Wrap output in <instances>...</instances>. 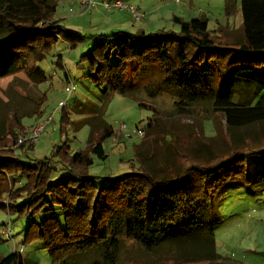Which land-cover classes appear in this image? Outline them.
I'll return each instance as SVG.
<instances>
[{"label": "trees", "instance_id": "1", "mask_svg": "<svg viewBox=\"0 0 264 264\" xmlns=\"http://www.w3.org/2000/svg\"><path fill=\"white\" fill-rule=\"evenodd\" d=\"M58 3L0 0V77L23 70L41 82L46 79L42 62L60 41L77 47L82 37L55 18ZM231 3L226 2L228 12ZM241 14L240 39H231L219 27L211 30L204 16L190 20L174 16L179 30H118L100 36V43L81 59L90 67V81L106 85L111 94L130 96L139 81L157 73L153 86L172 85L174 97L191 103L211 101L228 125L264 121V0H241ZM62 62L58 56L56 65ZM243 84L261 94L255 105L234 100ZM13 115L0 133V209L11 218L45 214L41 221L28 224L25 242L40 240L52 264H119L128 242L151 253L176 245L180 249L171 257L179 264H235L223 260L216 248L214 198L232 179L250 182L252 155L259 158V176L264 179V140L224 156L181 155L183 166L162 174L141 163L137 170L98 187L89 167L93 155L107 158L104 142L114 133L111 126L98 135L91 132L82 151L72 154L64 142L49 156L26 161L22 155L33 149L34 142H22L20 152L13 149L26 130ZM61 123L72 124L65 110ZM55 164L66 166L69 175L51 183L59 169ZM55 206L64 212V225L53 214ZM22 251L0 255V264H33Z\"/></svg>", "mask_w": 264, "mask_h": 264}, {"label": "rangeland", "instance_id": "2", "mask_svg": "<svg viewBox=\"0 0 264 264\" xmlns=\"http://www.w3.org/2000/svg\"><path fill=\"white\" fill-rule=\"evenodd\" d=\"M231 1L232 8L229 6V12L227 0L128 2L147 12L146 19L141 23H152L145 26L146 32H154L156 27L155 30H179L180 24L172 19L173 14L187 20L204 16L208 19L211 30L219 27L231 39H240L244 35L241 27V0ZM67 7V1H60L55 16H64L61 20L63 25L82 37L77 47L71 50L68 43L60 41L42 62L46 79L41 82L23 70L0 77V133H4L6 120H10L14 113L27 130L52 114L59 101L63 100V108L57 109L52 123L41 137L33 141V149L22 155V159L34 161L49 156L54 147L58 148L64 142L70 146V153L74 154L85 149L91 132L98 135L103 128L111 126L114 133L104 142L107 158L103 160L93 155L94 162L89 167L93 182L101 187L107 185L111 177L137 170L141 163L155 173L162 174L166 169L180 166L184 162L181 155L195 158L224 156L235 148L252 147L264 140V121L243 126L228 125L224 114L215 109L211 101L191 103L189 99L174 97L170 91L172 85L164 88L153 86L156 82L153 77L157 74L155 71L156 74L152 77L150 75V78L144 77L139 81L130 96L111 94L106 85H94L90 81V67L81 59L82 55L91 53L100 43V36L118 29L135 28H115L114 24L106 23L110 18L106 11H102L104 13L101 16L94 15L91 11L81 17L70 13ZM98 9L100 10L93 8ZM126 11L128 10H115L110 12L111 17L116 20L119 16H129ZM128 22L131 25V19ZM58 56L63 59L61 66L56 65ZM66 74L71 80H67ZM72 83L76 85V89L74 87L69 94L65 86H71ZM149 83L153 86L151 89H148ZM212 84L215 85V81ZM260 98L261 94H256L253 88L243 84L238 88L234 100H242L241 103H248L250 100L255 105ZM64 110L69 114L72 124L61 123ZM122 124L127 126V130H121ZM135 128H140L143 134L137 136L133 131ZM126 132L132 136H125ZM23 136L24 134L12 146L17 152H20L18 147ZM55 165L59 169L51 177V183H57L60 177L69 175L66 166ZM261 172L259 158L252 155L249 157L250 182L241 178L232 179L215 195L212 217L215 222L216 248L222 256H228L223 257L227 262L264 264V179L259 176ZM53 214L62 225L65 224L64 212L59 207L55 206ZM9 218L12 237L7 239L3 226ZM44 218V213L40 216L11 218L5 210L0 209V255L23 249L22 254L27 261L33 264H52V259L40 240L25 242L28 224ZM179 249L175 245L171 249L166 247L151 253L128 242L122 248L119 264H179L177 259L171 257L172 252ZM173 261L177 263H172Z\"/></svg>", "mask_w": 264, "mask_h": 264}, {"label": "built area", "instance_id": "3", "mask_svg": "<svg viewBox=\"0 0 264 264\" xmlns=\"http://www.w3.org/2000/svg\"><path fill=\"white\" fill-rule=\"evenodd\" d=\"M75 1L76 0H72V2H75ZM80 3L82 7H85L86 9H88L95 5V0H80ZM104 4L107 6V8L118 7L120 9L128 10L129 12L132 13L133 17L136 20H142L145 17V13L139 11L134 5L130 4L126 0H117L115 2L105 1ZM74 87L75 86L73 83L71 86L69 84L66 86V89L68 90L69 94L73 91ZM62 102L63 100L59 103L58 108H61V107L63 108V106H61ZM56 111H57V108L48 117H46L43 120L38 121L33 126L25 130L24 136L21 137L20 142H23V140L35 141L39 137H41L46 129L47 124L51 122V120H53V117L55 116ZM121 130H124V131L127 130V126L125 124H122ZM133 131L137 133L136 134L137 136H141L143 134L140 128H135L133 129ZM125 136L127 137L132 136V134H130L129 132H126ZM3 233L5 234L7 239H10L12 237V228H11L10 220H8L6 224L3 226Z\"/></svg>", "mask_w": 264, "mask_h": 264}, {"label": "crops", "instance_id": "4", "mask_svg": "<svg viewBox=\"0 0 264 264\" xmlns=\"http://www.w3.org/2000/svg\"><path fill=\"white\" fill-rule=\"evenodd\" d=\"M60 1H62V0H59V2ZM63 1H67V5H68V10H69V12L70 13H72V14H76L77 16H81V17H84L85 15H87L89 12H91L92 11V13L94 14V15H99V16H101L105 11V13H108L109 15H110V18H109V20L106 22V23H108V24H110V23H112V24H114L113 26H115V28H123L124 26H131L132 28H135V30H127V29H118V30H123V31H130V32H137V31H139V30H144V28H145V26L147 25H149V24H151L152 23V21H147V22H145V23H143V24H145V25H143L141 22H143V20H145L146 19V17H147V12L145 11V10H143V9H141L140 7V9H138V6L136 7L139 11H141V12H143V13H145V17L142 19V20H136L134 17H133V15H132V13L131 12H129V11H126V12H128L129 14V16H127V15H125V16H119L118 17V19H114L113 18V16L111 17V13L110 12H114L115 10H119V11H125V10H122V9H120V8H118V7H113V8H107V6L104 4V2L105 1H111V2H115V1H117V0H95V5L93 6V7H90V8H88V9H86L85 7H82L81 6V3H80V0H76L75 2H72V0H63ZM127 1V0H126ZM129 2H130V0H128ZM127 1V2H128ZM58 5H59V3H58ZM93 8H100V10L98 9V10H93ZM57 11V10H56ZM102 11H104V12H102ZM107 15V14H106ZM174 16H179V17H182V16H180V15H175V14H173L172 15V19H173V17ZM55 18H57V19H59V20H62V19H64L65 17L63 16V17H56L55 16ZM182 18H184V17H182ZM129 19H131V25H129L128 23V20ZM136 23H137V26H135L136 25ZM116 25H119V26H116ZM157 28V27H156ZM155 28V29H156ZM154 29V31H156ZM70 30H71V28H70ZM145 31V30H144ZM72 50V49H71ZM67 75V74H66ZM69 75H67V80H71V78H70V76L68 77ZM68 84H66V86H67ZM66 86H65V89H66ZM75 89H76V85H75ZM62 101V100H61ZM61 101H59V103L61 102ZM59 103H58V106H59ZM67 104H68V102H67ZM66 107V106H65ZM57 109H59L58 107H57ZM53 119H54V117H53ZM52 121L53 120H51V122H49L48 124H47V126H46V128L52 123ZM46 130V129H45ZM45 132V131H44ZM44 134V133H43ZM220 254V253H219ZM222 256V255H221ZM223 257H228V256H223ZM230 257V256H229ZM231 259H233L232 257H230ZM233 260H235V259H233ZM235 261H237V260H235ZM240 263H242V262H240ZM242 264H249V263H242Z\"/></svg>", "mask_w": 264, "mask_h": 264}]
</instances>
